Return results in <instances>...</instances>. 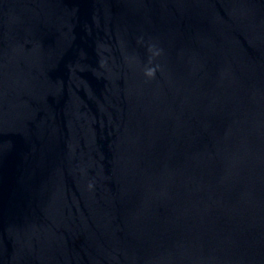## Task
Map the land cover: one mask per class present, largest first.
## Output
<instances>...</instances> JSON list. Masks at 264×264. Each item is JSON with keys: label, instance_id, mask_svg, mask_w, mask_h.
Here are the masks:
<instances>
[{"label": "clouds", "instance_id": "9594fccd", "mask_svg": "<svg viewBox=\"0 0 264 264\" xmlns=\"http://www.w3.org/2000/svg\"><path fill=\"white\" fill-rule=\"evenodd\" d=\"M145 75L148 77H153L155 75V69L154 68L147 69Z\"/></svg>", "mask_w": 264, "mask_h": 264}]
</instances>
